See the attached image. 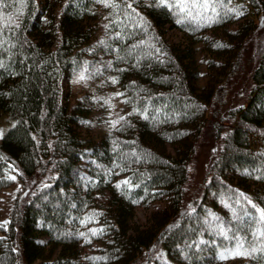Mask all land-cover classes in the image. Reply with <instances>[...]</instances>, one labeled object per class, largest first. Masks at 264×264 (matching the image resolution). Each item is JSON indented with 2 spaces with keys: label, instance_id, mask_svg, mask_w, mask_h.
Masks as SVG:
<instances>
[{
  "label": "trees",
  "instance_id": "obj_1",
  "mask_svg": "<svg viewBox=\"0 0 264 264\" xmlns=\"http://www.w3.org/2000/svg\"><path fill=\"white\" fill-rule=\"evenodd\" d=\"M245 3L264 16V0H3L0 190L13 169L22 190L0 264H264V53L245 102L215 106L258 32ZM81 73L120 91L108 132L92 93L65 94ZM207 129L220 148L195 186Z\"/></svg>",
  "mask_w": 264,
  "mask_h": 264
},
{
  "label": "rangeland",
  "instance_id": "obj_2",
  "mask_svg": "<svg viewBox=\"0 0 264 264\" xmlns=\"http://www.w3.org/2000/svg\"><path fill=\"white\" fill-rule=\"evenodd\" d=\"M241 16L253 18L255 24L258 25V32H256L244 52L238 76L232 82H229L225 92L215 99L216 111L222 114L230 108L239 106L245 102L247 90L251 84L252 71L259 64L264 53V16H262V13L256 15L253 8L246 3L242 8ZM196 61L201 68L205 69L199 52L196 55ZM225 82L226 77L223 79L222 84ZM204 83L205 80L201 81L200 86L204 85ZM220 84L221 83H219L218 86ZM64 88L67 97H71L79 91H87L92 93V97L96 99V101H101V103H98L102 109V118L98 125L100 133L108 132L118 124L120 112L123 107V98L114 82L110 81L106 88H98L95 85L89 84L86 76L81 73L70 76L64 83ZM99 89L103 90L100 92L98 91ZM13 124V121L7 114H0V141L3 134L12 127ZM219 148L220 144L214 139L211 130H205L197 147V166L194 178V182L196 183L195 186L203 184L206 172L209 168L210 159L213 158ZM16 172L17 171L13 169L10 174L13 179V184L8 188L0 190V224H6L8 222L14 201L19 191L22 190V183ZM137 215L139 220H143L144 215L142 210H139Z\"/></svg>",
  "mask_w": 264,
  "mask_h": 264
},
{
  "label": "snow or ice",
  "instance_id": "obj_3",
  "mask_svg": "<svg viewBox=\"0 0 264 264\" xmlns=\"http://www.w3.org/2000/svg\"><path fill=\"white\" fill-rule=\"evenodd\" d=\"M160 3H164V0H160ZM0 6H3V0H0ZM128 7H130V5H128ZM204 7H207V5H204ZM181 10H183V8L181 7ZM125 183H127V181H125ZM262 217H264V213L261 214ZM238 243V246H239V242ZM229 255L235 257V256H239V255H242V253L237 249V251L233 252V253H229Z\"/></svg>",
  "mask_w": 264,
  "mask_h": 264
}]
</instances>
